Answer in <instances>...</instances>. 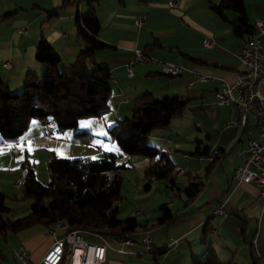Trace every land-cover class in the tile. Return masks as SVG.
<instances>
[{
  "label": "crops",
  "instance_id": "0c3cea01",
  "mask_svg": "<svg viewBox=\"0 0 264 264\" xmlns=\"http://www.w3.org/2000/svg\"><path fill=\"white\" fill-rule=\"evenodd\" d=\"M171 1L175 2L174 7L169 6ZM219 1L100 0L96 5V15L100 22L98 37L113 47L111 50L97 53L100 64L107 67L112 74L109 82L110 109L99 117V125H95L94 130L84 127L80 132L91 131L93 140L104 137L103 135L110 133L117 120L129 116L135 97L149 92L158 99L170 96L188 98L184 110L191 112L194 128L198 133L204 132L205 136L204 141L195 138L192 141L195 144L189 150L177 142L178 138L171 141L165 140L163 133L152 132L149 135V145L164 150V146L168 144L176 149L172 155L167 150L164 151L174 168L179 167L183 173L178 174L173 170L169 179L159 180L166 183L158 185L155 183L157 180H154L147 189H144L145 184L141 187L135 184L132 193L146 201L154 202L156 207L163 203L168 206L167 202L159 204V193L170 190L177 199L174 212L168 206L170 212L176 215L175 219L167 225L159 226H152L155 221L149 225L147 218H143L145 224H140L136 219L141 225L140 231L130 234L136 243L132 247L135 254H119L108 250L106 261L102 264H193V260L200 258L208 249L213 250L222 264H264V242L259 237L264 222V198L259 195L255 185H237L232 177L234 168L242 164L241 153L248 140L256 135L254 123L248 115L242 127H225V123L233 117V110L230 106H217L213 102V92L223 83L232 82L236 73L242 69L237 55L247 38L233 35L229 23L237 17L233 11L225 10L223 15L226 20H223L210 9L211 4H217ZM242 1L249 24L253 26L256 20H261L264 24V0ZM68 2L62 6L63 0H0V76L9 90L24 89L28 74L39 77L42 75L44 67L36 59V48L42 38L55 48L64 63L74 61L83 49V42L75 26V16L77 12H87L88 4L86 0ZM55 8H58V15L50 17L49 12ZM13 11H16L14 16L2 20L5 14ZM139 16L145 17V23L136 27L134 20ZM22 29H25L26 33H20ZM205 37L213 40L210 48L201 45V39ZM262 41L264 45V35ZM149 45H153L152 48L148 47ZM135 50H144L155 62L133 63L129 71L128 65L133 62ZM156 61L178 65L182 68V73L173 77L164 75ZM5 63H10L12 68L5 67ZM262 71L259 92L264 96V50ZM196 75H205L208 78L199 81ZM78 126L79 122L76 129L60 130L53 123L34 120L23 137V150L19 152L26 155L31 151L35 154V161L40 156L47 163L53 154L60 158L65 155L72 157V153L82 150L81 146L88 145L73 140L74 134L79 132ZM116 145H112L109 152H104L105 155H117L125 159L127 166L130 155L127 157L118 145V149L115 147ZM5 146L9 148L8 143L0 142V148ZM99 148H102L101 145ZM197 148L199 151L208 148L207 154L213 149H219L221 155L218 159L208 162L205 156L191 154L197 151ZM9 152L17 151H11L9 148ZM137 158L139 159L135 164L142 167L150 163L146 158ZM28 163L33 166L32 162ZM176 177L183 178V181H177ZM198 182L202 184V188L194 197L188 198L179 192L188 183ZM13 186L15 187V184ZM121 202L117 203L118 209L122 206ZM222 202H225L226 215H212L211 211ZM134 209L137 208L131 203L126 205L125 212L129 217L138 216L136 213L139 210ZM216 218L220 220L214 225L213 220ZM44 230L45 228L36 225L16 233L21 234L18 246L26 250L32 263H39L52 246L53 240L44 235ZM67 230L68 227L64 223V226L58 229L57 238H62ZM223 231L242 239L240 243H235L236 252L230 260L218 259L214 248L217 242L208 238ZM8 234L4 237L5 241L9 238ZM145 234L151 240L148 247L135 239L136 235H142L144 238ZM160 234L161 238L154 241V237ZM82 236L88 242V236L95 237L89 232H83ZM253 241L256 245H253ZM229 245L230 243L225 247L228 253L231 252ZM140 246L147 249L143 251ZM170 248L172 249L169 250ZM254 248L258 253L257 257L253 255ZM14 249L10 254L13 259H17L13 255ZM145 254L151 256L150 260L146 259ZM0 260L2 264L9 262L2 251ZM78 263L79 252H76L73 264Z\"/></svg>",
  "mask_w": 264,
  "mask_h": 264
},
{
  "label": "trees",
  "instance_id": "16d2710c",
  "mask_svg": "<svg viewBox=\"0 0 264 264\" xmlns=\"http://www.w3.org/2000/svg\"><path fill=\"white\" fill-rule=\"evenodd\" d=\"M86 2L87 12H77L75 16L83 49L74 61L64 63L55 48L42 38L36 48V59L44 67L40 77L28 74L23 91L11 93L0 76V142H18L34 120L53 123L60 130L76 129L80 119L100 117L109 111L112 74L100 64L97 53L113 47L98 37L100 22L96 5L100 0ZM68 3L63 0L62 6ZM210 9L223 20H226L225 10L233 11L237 15L229 21L233 35L246 36V41L252 35L253 26L245 15L242 0H220L211 4ZM15 14L16 11L7 13L2 20ZM57 15L58 8L49 12L50 17ZM188 101L182 96L158 99L152 93L144 92L133 100L130 115L117 120L110 129V139L117 143L123 154L150 161L143 171L144 189L154 180H167L173 175L174 166L166 152L149 145L147 139L152 132L165 129L173 117L181 114ZM93 137L90 132H78L73 140L90 144ZM198 148L191 154L206 156L208 148L204 151ZM117 159V155L96 160L88 157L64 159L53 154L47 164V185L37 180L34 168L26 161L22 165L26 174L21 187L23 199L31 201L30 213L16 220L6 219L10 209L5 204L6 195L0 191V235L16 234L36 225L46 228L58 222H64L68 230L98 232L105 237L135 232L141 225L134 216L118 217L117 203L123 198L122 172L127 166L125 161ZM201 188L200 182L188 183L179 192L192 198ZM158 209L160 215L152 226L167 225L175 219L176 215L170 212L166 203ZM193 264L222 263L213 250L208 249L200 258L194 259Z\"/></svg>",
  "mask_w": 264,
  "mask_h": 264
},
{
  "label": "built area",
  "instance_id": "2783aa9c",
  "mask_svg": "<svg viewBox=\"0 0 264 264\" xmlns=\"http://www.w3.org/2000/svg\"><path fill=\"white\" fill-rule=\"evenodd\" d=\"M170 7L175 6V2H169ZM145 23V17L139 16L134 20V25L140 27ZM20 33H26L25 29ZM264 35V24L261 20L253 23V33L247 39L245 45L240 49L237 60L242 69L236 73L232 82L223 83L220 88L213 92V102L217 106H230L233 110V117L225 123V127H242L248 115L252 117L256 135L250 138L246 148L241 153L242 164L236 166L232 177L237 185L253 184L256 186L259 195L264 198V96L259 92V85L262 77V59L264 45L262 36ZM201 45L210 48L213 40L210 37L201 39ZM155 62L142 50L134 51V59L128 65L129 71L134 64H147ZM161 67L164 75L173 77L182 73V68L172 63L156 61ZM5 67L12 68L10 63H5ZM199 81L207 80L205 75H196ZM191 84H189L190 86ZM24 138L18 142L8 143L11 151H22L21 146ZM221 155L219 149H213L205 156L208 162L218 159ZM175 173L182 174L179 167L174 168ZM22 181L15 183L19 188ZM225 202L219 203L212 211V215L223 217L226 215ZM135 214V213H133ZM64 226L63 222L48 226L44 230V235L53 240L51 248L45 253L39 263H32L28 253L23 247L13 251V255L22 264H73L75 253L79 252L78 264H102L106 261L108 250H114L119 254H135L132 247L135 241L129 233L118 236L105 237L98 232H89L100 240L99 244L86 241L81 230H67L62 238H57L58 229ZM150 238H142L140 244L148 247ZM117 245V247H114ZM253 245H256L253 241ZM253 255L258 256L256 249Z\"/></svg>",
  "mask_w": 264,
  "mask_h": 264
},
{
  "label": "rangeland",
  "instance_id": "374dc122",
  "mask_svg": "<svg viewBox=\"0 0 264 264\" xmlns=\"http://www.w3.org/2000/svg\"><path fill=\"white\" fill-rule=\"evenodd\" d=\"M15 89L16 88H11L10 92L11 93H16V92L21 93L23 91V89H21L20 91H14ZM98 119L99 117L81 119L79 121L78 131L80 132L82 128L84 127L94 130V126L98 124V121H99ZM200 124L201 122H199V125ZM200 127L202 126L200 125ZM68 131H72V130H68ZM153 133H163L165 140L168 139V140L173 141L178 138L179 140L177 142L180 143L182 146H184L183 148H188L189 150L193 148L195 143H192V141L195 138L201 141L205 140L204 132L198 133V131H196V129L194 128L193 115L188 110H184L181 116H175L166 129L156 130ZM103 136L104 137L102 138H95L90 144L86 146H81L82 148L80 149L82 150L79 153H72L71 155L72 157H67L65 155L61 158L80 159L84 157H91L92 160H96V159H100V158H104L105 156H108V155H105L104 152H109L110 147L112 145H116V143L110 140L109 134H106ZM164 144L166 143L164 142ZM99 145H101L102 147L101 149L99 148ZM115 147L117 148L118 146L116 145ZM0 149H1L0 150L1 151L0 153V190L6 195L7 199H6L5 204L10 209V213L6 214L5 218L10 219V220H16L30 213L31 201L23 199V196H22L23 187L15 188L13 184L18 182V180L19 181L24 180V177H25L24 174H26V171L22 167V165L26 161L30 163L32 162L33 164V160H34L33 158L35 154H32L31 151H28L26 155H23V153H20L19 151L9 152L8 146H5V148H0ZM164 150H167V152H169V154L172 155L175 152L174 150L176 149H173L168 144H166L164 146ZM110 152L114 153L115 151H110ZM76 154H79V155H76ZM128 156L129 155H127V157ZM137 159H139L137 158V156L130 155L129 161H128L129 163L127 162V169L123 170L122 172L123 177H124V181L122 185L123 200L121 202L122 206L121 208H119V211H118V217L120 219L128 218L129 214L125 212V207L126 205L134 203L137 208L134 210H137V211L139 210L138 212L136 211L137 212L136 215L138 214V216H135V217L140 222V224H145L146 222L145 220L143 221V218H147L146 220L148 224L152 225V223H154L155 221L156 216H158L159 214L158 212L159 205L155 207L154 202L151 203L150 201H146V199L137 197L136 193H132L135 189L134 188L135 184H138L140 187L145 184V180H144L145 178L143 175V171L145 167L135 164V161ZM117 160L119 162L125 161V159H121L120 157H118ZM47 164L48 163L43 158L38 156L36 161L34 160V164L32 166L35 170L37 180L43 185H47L49 182ZM182 179L183 178L176 177V180L179 182H182L183 181ZM155 183L160 185V183H166V181L164 182L156 181ZM165 191L166 193H159L160 194L159 204L163 202H167L169 208L172 210V212H174L176 210L175 206L177 204V199L176 197L173 196V193H170V190L167 189ZM139 194H142V193H139ZM219 220H220L219 218H216L215 220H213V224L214 225L218 224ZM136 231H140V228H138ZM20 235L21 234L9 233L8 234L9 238L6 241L4 240L5 236L0 235V251L4 252V254L8 257L9 259L8 264H21L17 259H13L10 254V251H12V249L14 248L17 249L19 247L18 245H19ZM142 237H143L142 235H138V236L136 235L135 239L138 240L137 242L140 243L142 240ZM144 237H146V234ZM259 237L264 242V222H263L262 228L260 229ZM159 238H161V234L156 235L154 237V241H156V239H159ZM208 238L210 240L213 239V241L217 242V246L214 248H215L218 259H221V260H230V258H232V256H234L236 252L235 243H240V241H242V239L238 238L234 234L229 233V232L225 233L224 231L222 233H218L214 237H208ZM87 239H89V243L99 244L100 242V240L97 237L88 236ZM228 243H230L229 246L231 247L230 253L226 252V249H225ZM114 247H117V245H114ZM140 249H143V251H145V249L147 248L144 249V247L140 246ZM171 249L172 248H170L169 250ZM258 250H260V247L258 248ZM227 255L229 256V259H227ZM237 255H240V254L237 253ZM145 256H147L146 259L150 260L151 256L149 254H145ZM1 262L2 260H0V263Z\"/></svg>",
  "mask_w": 264,
  "mask_h": 264
},
{
  "label": "snow or ice",
  "instance_id": "6c2138e0",
  "mask_svg": "<svg viewBox=\"0 0 264 264\" xmlns=\"http://www.w3.org/2000/svg\"><path fill=\"white\" fill-rule=\"evenodd\" d=\"M30 147V146H29Z\"/></svg>",
  "mask_w": 264,
  "mask_h": 264
}]
</instances>
